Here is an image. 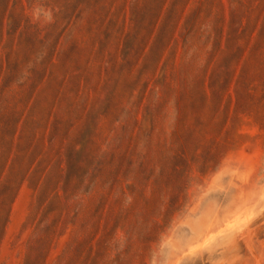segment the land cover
I'll use <instances>...</instances> for the list:
<instances>
[{
	"label": "rangeland",
	"instance_id": "obj_1",
	"mask_svg": "<svg viewBox=\"0 0 264 264\" xmlns=\"http://www.w3.org/2000/svg\"><path fill=\"white\" fill-rule=\"evenodd\" d=\"M0 264H264V0H0Z\"/></svg>",
	"mask_w": 264,
	"mask_h": 264
}]
</instances>
